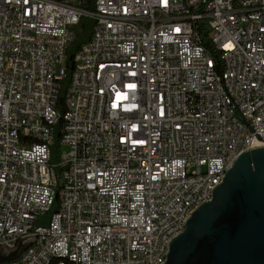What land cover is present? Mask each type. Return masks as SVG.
<instances>
[{
  "label": "built area",
  "instance_id": "obj_1",
  "mask_svg": "<svg viewBox=\"0 0 264 264\" xmlns=\"http://www.w3.org/2000/svg\"><path fill=\"white\" fill-rule=\"evenodd\" d=\"M261 146L264 0H0L1 264H163Z\"/></svg>",
  "mask_w": 264,
  "mask_h": 264
},
{
  "label": "water",
  "instance_id": "obj_2",
  "mask_svg": "<svg viewBox=\"0 0 264 264\" xmlns=\"http://www.w3.org/2000/svg\"><path fill=\"white\" fill-rule=\"evenodd\" d=\"M0 251V264L26 249ZM163 264H264V146L241 153L213 191L191 212Z\"/></svg>",
  "mask_w": 264,
  "mask_h": 264
},
{
  "label": "trees",
  "instance_id": "obj_3",
  "mask_svg": "<svg viewBox=\"0 0 264 264\" xmlns=\"http://www.w3.org/2000/svg\"><path fill=\"white\" fill-rule=\"evenodd\" d=\"M93 27V20L90 18H85L82 20L80 27L77 30L76 39L73 42V44L70 46L68 52H67V75L63 80L62 84V91L60 95V103L63 101L64 93L66 90V87L69 83L71 72L73 70V58L74 54L77 51V49L81 46L82 43L87 41L89 38L91 31ZM58 151H59V143L58 140L54 146V152L52 155V161L55 162L58 158ZM46 219L49 217V214H47Z\"/></svg>",
  "mask_w": 264,
  "mask_h": 264
},
{
  "label": "rangeland",
  "instance_id": "obj_4",
  "mask_svg": "<svg viewBox=\"0 0 264 264\" xmlns=\"http://www.w3.org/2000/svg\"><path fill=\"white\" fill-rule=\"evenodd\" d=\"M46 221V217H41L40 223H44Z\"/></svg>",
  "mask_w": 264,
  "mask_h": 264
}]
</instances>
